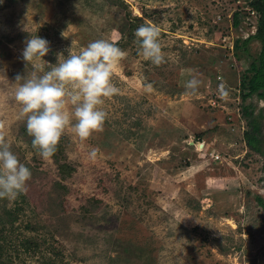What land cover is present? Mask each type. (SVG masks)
<instances>
[{"label": "rangeland", "instance_id": "obj_1", "mask_svg": "<svg viewBox=\"0 0 264 264\" xmlns=\"http://www.w3.org/2000/svg\"><path fill=\"white\" fill-rule=\"evenodd\" d=\"M248 1L0 0V264H264Z\"/></svg>", "mask_w": 264, "mask_h": 264}, {"label": "trees", "instance_id": "obj_2", "mask_svg": "<svg viewBox=\"0 0 264 264\" xmlns=\"http://www.w3.org/2000/svg\"><path fill=\"white\" fill-rule=\"evenodd\" d=\"M248 5L257 16V27L255 33L243 40L242 43L243 46H247L252 39H256L260 42L261 47L258 55L249 62L247 68L243 71V75L240 80V95L242 99L256 95L260 100L264 101V0H249ZM233 23L234 25H237L236 20ZM234 47L237 48V44H235ZM250 114L251 112L249 113L245 109L242 112L244 117H247ZM249 123L250 133H248L249 130L244 131V141L247 146H250L253 150H256L254 140L257 139V133L260 129L258 118L257 120L256 118H252L250 122L247 121V125ZM14 217L15 216L10 218L9 221L12 222ZM0 239H4V241H6V236L0 235ZM19 244L23 248H26V250L28 247L32 246V244L34 248L37 246V243L33 242L31 238H24ZM2 251L3 244H0V255L2 254Z\"/></svg>", "mask_w": 264, "mask_h": 264}, {"label": "built area", "instance_id": "obj_3", "mask_svg": "<svg viewBox=\"0 0 264 264\" xmlns=\"http://www.w3.org/2000/svg\"><path fill=\"white\" fill-rule=\"evenodd\" d=\"M219 154H215V157L218 158Z\"/></svg>", "mask_w": 264, "mask_h": 264}, {"label": "bare ground", "instance_id": "obj_4", "mask_svg": "<svg viewBox=\"0 0 264 264\" xmlns=\"http://www.w3.org/2000/svg\"><path fill=\"white\" fill-rule=\"evenodd\" d=\"M199 147H201V145H199Z\"/></svg>", "mask_w": 264, "mask_h": 264}]
</instances>
